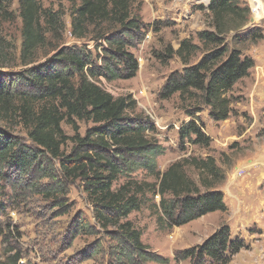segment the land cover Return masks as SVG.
Returning a JSON list of instances; mask_svg holds the SVG:
<instances>
[{"label": "rangeland", "instance_id": "rangeland-1", "mask_svg": "<svg viewBox=\"0 0 264 264\" xmlns=\"http://www.w3.org/2000/svg\"><path fill=\"white\" fill-rule=\"evenodd\" d=\"M11 1L9 19L0 21V82L4 81L17 94L35 95L27 86L28 71L50 62L62 49L86 47L93 52L95 63L101 65L107 44L98 36L121 31L120 26L104 24L89 28L87 38L77 39L73 35L72 15L80 2L38 0L46 43L35 51L31 62H26L19 0ZM128 1L131 15L142 29L139 34L134 32V47L129 50L137 57L142 56L139 71L129 80L102 81L101 87L115 98L132 97L136 108L128 116L151 123L153 129L146 136L160 147L157 172L164 173L186 159L214 158L226 173V181L218 190L231 207L227 213H213L183 227H169L159 219L161 196L154 189H147L139 195L140 210L128 220L142 234L143 244L168 259V264H192L178 261L177 253L203 244L224 224L230 227L233 240H243L248 246L233 256L230 264H264V39L256 44H242L236 37L252 30L264 34V22L252 26L250 15L246 27L226 35V44L252 58L255 67L250 77L234 88L232 94L238 100L233 104L230 119L214 122L206 108L197 114L204 132L212 138L207 148L181 143L179 131L191 120L186 111L189 104L183 103L178 95L162 100L160 94L168 77L185 68L179 57L166 58L168 48L178 50L184 39L200 44L198 34L212 30L207 9L211 0ZM240 3L242 8L246 7L245 0ZM144 42L145 48L141 50ZM201 57L199 54L191 64ZM18 98L8 114H0V136L11 144L14 152L35 154V162L26 168L11 160L0 166V264H116L111 256L116 246L111 235L116 229L103 230L99 226L81 179L67 178L62 169L63 159L53 157L32 141L31 128L23 117ZM74 123L82 137L96 126L87 121L74 120ZM62 131L70 138L61 147V152L68 156L75 147L71 140L75 136L74 125L64 122ZM185 171L200 184L197 169L186 166ZM130 179L155 186L156 191L160 183L155 175L140 169L130 176H120L115 189ZM79 220L95 227L96 234L76 235L74 227Z\"/></svg>", "mask_w": 264, "mask_h": 264}, {"label": "trees", "instance_id": "trees-1", "mask_svg": "<svg viewBox=\"0 0 264 264\" xmlns=\"http://www.w3.org/2000/svg\"><path fill=\"white\" fill-rule=\"evenodd\" d=\"M78 1L80 4L72 15L75 38H87L91 27L104 24L121 27V31L98 36L107 44L101 65L95 63L93 52L86 47L62 49L50 62L28 71L27 86L35 95L17 94L4 81L0 82V114H8L21 95L20 110L31 128L32 141L53 157L63 159L62 169L67 178L81 179L99 226L103 230L116 229L111 235L116 242L111 254L116 264H168V259L143 244L142 234L128 220L141 208L139 195L154 189L161 196L159 219L169 227H183L210 214L229 211L224 194L218 190L226 181V173L211 157L186 159L164 173L157 172L160 147L146 136L153 129L151 123L138 116H128L136 108L132 97L115 98L99 86L102 79L112 83L136 77L139 64L129 50L134 47L133 34H139L141 26L132 17L128 0ZM11 6V0H0V21L9 19ZM19 9L23 57L31 62L35 51L46 43L42 9L38 0H19ZM207 9L212 30L198 34L200 44L184 39L178 50L168 48L166 58L179 57L185 68L168 77L160 97L170 100L178 95L183 103L189 104L186 111L191 120L181 127L180 141L208 148L212 138L204 132L197 114L206 108L214 122L230 119L233 104L238 100L232 94L234 88L250 77L255 62L226 44L229 32L247 26L249 8H242L240 0H211ZM236 37L242 44H256L264 39V34L261 30H252ZM199 54L202 55L199 61L191 64ZM74 120L96 126L82 137ZM64 122L75 128V136L71 138L75 147L68 156L61 152L62 145L70 140L62 131ZM9 145L0 136V166L9 160L23 168L35 162V154L14 152ZM186 166L200 172V184L187 175ZM140 169L160 180L157 191L155 186L132 179L115 189L120 176H130ZM74 232L96 234L95 227L81 220L76 221ZM247 248L243 240L232 239L230 227L224 224L203 244L178 252L176 259L192 264H230L233 256Z\"/></svg>", "mask_w": 264, "mask_h": 264}, {"label": "built area", "instance_id": "built-area-1", "mask_svg": "<svg viewBox=\"0 0 264 264\" xmlns=\"http://www.w3.org/2000/svg\"><path fill=\"white\" fill-rule=\"evenodd\" d=\"M246 7L250 10L251 15V25L260 26L264 22V1L263 0H245ZM150 35L146 39V42L149 40ZM141 50L145 48V42L141 45ZM140 53V52H139ZM141 55V54H140ZM138 64L142 61V56H135ZM102 81H104L102 79ZM101 86V83L99 84Z\"/></svg>", "mask_w": 264, "mask_h": 264}, {"label": "crops", "instance_id": "crops-1", "mask_svg": "<svg viewBox=\"0 0 264 264\" xmlns=\"http://www.w3.org/2000/svg\"><path fill=\"white\" fill-rule=\"evenodd\" d=\"M225 202H226L228 208L231 209V207H230V203H228L226 200H225Z\"/></svg>", "mask_w": 264, "mask_h": 264}]
</instances>
